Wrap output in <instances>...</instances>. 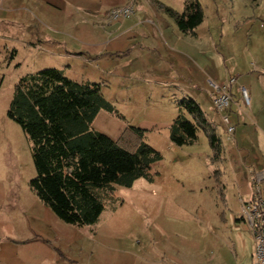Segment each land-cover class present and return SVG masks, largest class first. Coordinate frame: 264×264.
<instances>
[{
    "label": "crops",
    "instance_id": "0c3cea01",
    "mask_svg": "<svg viewBox=\"0 0 264 264\" xmlns=\"http://www.w3.org/2000/svg\"><path fill=\"white\" fill-rule=\"evenodd\" d=\"M198 1L203 20L193 34L181 32L156 4L181 13L184 0H0V22L21 24L22 44L40 50L45 67L61 69L76 82L101 85L104 98L126 118L121 122L99 111L92 126L112 139L126 125L143 129V118L128 116L146 115L149 99L161 94L178 109L169 126L179 113L178 102L191 98L218 134L216 117L221 118L211 103L212 84L233 79L229 116L237 128L242 124L231 140L251 148L244 159L250 180V172L264 170V28L247 22L255 17L247 10L249 0ZM127 3L133 4L130 17L108 16ZM257 12L264 17V7ZM240 87L250 97L247 107L240 104ZM135 199L107 201L97 222L84 226L67 224L38 205L31 221L21 218V211L0 209V264L253 263L254 238L238 246L232 241L229 250L214 234L187 235L178 215L169 222L168 204L152 194ZM248 199L239 198L240 210Z\"/></svg>",
    "mask_w": 264,
    "mask_h": 264
},
{
    "label": "trees",
    "instance_id": "16d2710c",
    "mask_svg": "<svg viewBox=\"0 0 264 264\" xmlns=\"http://www.w3.org/2000/svg\"><path fill=\"white\" fill-rule=\"evenodd\" d=\"M156 4L183 33L193 34L203 20L198 0H184L181 13ZM177 106L170 141L192 145L201 129L213 157L220 158V137L200 106L191 98H182ZM101 110L124 121L102 95L99 83L76 82L58 68L20 77L7 109V117L19 125L30 144L35 174L29 188L60 220L73 226L95 224L105 203L115 201L116 186L131 187L140 178L153 181V165L162 158L146 142L142 128L126 125L115 139L95 130L92 125Z\"/></svg>",
    "mask_w": 264,
    "mask_h": 264
},
{
    "label": "rangeland",
    "instance_id": "374dc122",
    "mask_svg": "<svg viewBox=\"0 0 264 264\" xmlns=\"http://www.w3.org/2000/svg\"><path fill=\"white\" fill-rule=\"evenodd\" d=\"M247 6L248 12L255 15L247 22L255 21L264 28V17L260 18L257 12L258 6L264 7V1L249 0ZM33 37L36 42L37 36ZM23 39L21 24L0 22V209L4 213L21 211V218L31 221L37 205L47 210L49 208L29 188V180L35 174L30 144L19 125L7 117V109L18 79L47 67L38 58L40 50L23 45ZM157 96L156 99H149L152 103L151 108L144 111L146 115L128 116L130 121L134 118L145 120L142 125L146 141L148 139L149 143H155L152 147L162 156L153 165L154 179L151 182L139 179L131 187L116 186L115 201L130 204L147 192L156 202L168 204L169 222L174 221L177 215L183 219L180 226L187 235L214 234L219 244L229 250H232V241L235 246L241 241L248 244L253 240V235L240 218L239 198L246 200L249 197L251 185L248 172L251 170L247 171L248 164L244 159L246 151L251 148L233 143L242 123L238 128L233 124L234 133L230 135L222 120L216 117L223 152L220 158H214L201 129H198V139L192 145L177 146L170 141L167 123L178 109L171 104L167 95ZM240 104H244L242 100ZM123 117L124 121L117 117L115 120L126 122Z\"/></svg>",
    "mask_w": 264,
    "mask_h": 264
},
{
    "label": "built area",
    "instance_id": "2783aa9c",
    "mask_svg": "<svg viewBox=\"0 0 264 264\" xmlns=\"http://www.w3.org/2000/svg\"><path fill=\"white\" fill-rule=\"evenodd\" d=\"M133 13V4L112 8L108 11L111 19L127 18ZM233 79L224 85H214L210 94L214 110L220 114L226 132L234 133V126L230 120L229 109L231 106L230 84ZM245 106H249L250 98L244 87L239 88ZM251 194L247 201L242 202L240 218L248 225L253 235L255 246L252 264H264V170L250 172Z\"/></svg>",
    "mask_w": 264,
    "mask_h": 264
}]
</instances>
